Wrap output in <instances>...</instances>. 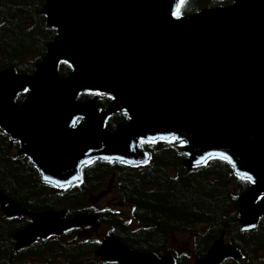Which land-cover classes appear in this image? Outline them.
<instances>
[{
	"label": "water",
	"instance_id": "1",
	"mask_svg": "<svg viewBox=\"0 0 264 264\" xmlns=\"http://www.w3.org/2000/svg\"><path fill=\"white\" fill-rule=\"evenodd\" d=\"M177 3L47 0L43 13L58 36L34 74L0 72V128L20 142L18 155L30 157L43 181L58 187L80 182L82 167L95 159L145 163L150 155L141 140L184 144L188 171L227 157L253 182L239 200L243 230L251 231L264 216V0H234L179 18ZM62 61L73 68L65 78ZM27 89L24 102H16ZM85 91L112 103L101 112L98 96L77 100ZM120 112L129 120L112 132L105 122ZM0 207L8 217L31 220L13 235L16 250L70 229L101 227L86 212L29 211L1 190ZM96 255L118 264H174L172 254L133 251L112 236ZM227 258L241 254L223 234L195 264Z\"/></svg>",
	"mask_w": 264,
	"mask_h": 264
},
{
	"label": "trees",
	"instance_id": "2",
	"mask_svg": "<svg viewBox=\"0 0 264 264\" xmlns=\"http://www.w3.org/2000/svg\"><path fill=\"white\" fill-rule=\"evenodd\" d=\"M46 1L0 0V72L14 68L18 74L35 73L36 64L58 35L57 29L48 27L43 14ZM232 3L234 0H186L180 15ZM72 71L70 64L60 63L61 77ZM97 94L82 92L78 100L87 102ZM26 96L27 92H21L16 101L22 103ZM111 101L108 96H100L97 106L104 111ZM126 122L127 114L120 112L107 119L106 127L113 132L118 124ZM141 145L150 154L148 163L131 166L96 159L82 168L80 182L59 188L44 182L29 158L18 157L15 150L20 143L10 141L0 129L2 192L32 212L65 211L73 217L82 211L98 216L102 223L98 234L89 227L72 229L15 250L13 235L31 221L21 216L6 217L0 209V264H117L102 262L96 256L106 235L133 251L160 257L171 253L175 264H192L187 254L177 255L170 245L176 234L191 237L195 258L204 257L212 243L225 234L243 260L229 259L222 264H264V217L251 232L242 230L239 217V199L251 187L248 179L236 176L229 162L219 157L188 171L183 146L172 140L141 141ZM112 182L139 228H133L120 211L93 204V199L107 191Z\"/></svg>",
	"mask_w": 264,
	"mask_h": 264
},
{
	"label": "rangeland",
	"instance_id": "3",
	"mask_svg": "<svg viewBox=\"0 0 264 264\" xmlns=\"http://www.w3.org/2000/svg\"><path fill=\"white\" fill-rule=\"evenodd\" d=\"M92 202L95 206L101 208H111L120 211L126 220H130L133 228L139 227V225H136L132 220L129 206H126L120 201L119 193L115 183L112 182L110 190L104 195L96 196ZM102 232H105V230H102ZM171 246L176 251L180 250L181 253H186L189 257H191V261L193 262V240L190 236L186 234H176L172 238Z\"/></svg>",
	"mask_w": 264,
	"mask_h": 264
},
{
	"label": "snow or ice",
	"instance_id": "4",
	"mask_svg": "<svg viewBox=\"0 0 264 264\" xmlns=\"http://www.w3.org/2000/svg\"><path fill=\"white\" fill-rule=\"evenodd\" d=\"M185 2H186V0H178V3L176 5V10L173 12V16H175L177 18L180 17L181 9H182L183 5L185 4ZM222 158L227 159V157H222ZM229 162H231V161H229ZM249 179H251V178L249 177Z\"/></svg>",
	"mask_w": 264,
	"mask_h": 264
},
{
	"label": "bare ground",
	"instance_id": "5",
	"mask_svg": "<svg viewBox=\"0 0 264 264\" xmlns=\"http://www.w3.org/2000/svg\"><path fill=\"white\" fill-rule=\"evenodd\" d=\"M17 73V72H16ZM18 74V73H17ZM17 97V96H16Z\"/></svg>",
	"mask_w": 264,
	"mask_h": 264
}]
</instances>
